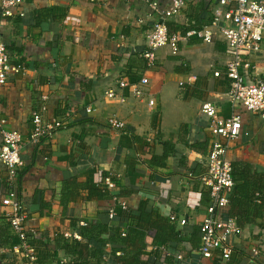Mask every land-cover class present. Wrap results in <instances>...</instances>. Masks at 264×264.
Masks as SVG:
<instances>
[{
  "label": "crops",
  "instance_id": "1",
  "mask_svg": "<svg viewBox=\"0 0 264 264\" xmlns=\"http://www.w3.org/2000/svg\"><path fill=\"white\" fill-rule=\"evenodd\" d=\"M157 1L163 11L172 4ZM211 1L213 10L217 2ZM201 2L189 0L183 13L170 20L184 24L185 13ZM156 21L146 0H22L13 17L3 15L0 0V33L13 62L24 67L0 90V122L6 120L7 128L23 135L25 167L14 188L28 215L27 229L37 255L31 261L12 251L20 242L9 228L10 208L2 204L4 188L10 186L7 169L0 165V230L8 225L10 239L7 247H0V264H56L58 257L63 261V252L55 255L57 237L76 233L73 223L83 226L119 208L115 199H86L88 188L116 189L108 187L109 177L124 189L135 190L127 199L131 207L150 199L164 217L187 219L184 229L191 234L206 213L203 185L197 178L201 174L191 177L175 169L149 168L144 144L135 137L178 144L192 168L205 173L212 140L209 119L202 112L206 103L217 107L223 119L238 114L242 118V133L230 144L227 160L264 173V119L232 103L224 74L228 49L219 29L210 43L189 37L177 53L163 48L150 63L145 53ZM248 61V81L263 78L264 44L260 53L248 55ZM218 71L221 77L215 76ZM143 77L149 82L143 98L128 89L118 90L115 98L106 96L118 89L120 80L136 82ZM35 113L43 114L47 122L66 116L65 128L34 143L30 136ZM110 119L122 121L125 130L111 129ZM183 127L192 133L191 143L197 130L205 132L210 139L206 155L182 143ZM2 145L0 134V154ZM157 152H162L161 146ZM169 165L175 162L170 160ZM117 225L111 220L112 227ZM229 242L234 250L229 261L202 260L197 252L192 259L184 258L192 264H264V229L240 228Z\"/></svg>",
  "mask_w": 264,
  "mask_h": 264
},
{
  "label": "built area",
  "instance_id": "2",
  "mask_svg": "<svg viewBox=\"0 0 264 264\" xmlns=\"http://www.w3.org/2000/svg\"><path fill=\"white\" fill-rule=\"evenodd\" d=\"M153 14L157 18L153 30L148 36V50L145 57L150 63L156 60L155 54L163 48L171 47L175 53L179 51V45L189 37H199L205 43L214 39L215 30L219 29L228 49V61L225 68V76L230 82V99L234 105L244 107L247 111L260 115L264 119V77L249 82L251 65L248 55L262 51L264 44V0H216L211 18L200 32H191L187 37L171 35L167 22L180 16L188 7L189 0H172L167 10H161L157 0H146ZM210 2L211 0H203ZM22 0H2L3 15L15 16V10ZM24 70L19 63H14L0 33V90L8 83L11 76ZM221 77L220 71L215 73ZM148 79L143 77L136 82L122 79L118 82V89L106 93L109 98H115L118 90H130L135 97L143 98ZM153 103V102H151ZM209 119L208 130L211 133V148L207 156V171L198 176L202 185L210 190L211 201L205 209V216L200 223L201 247L198 254L202 260L229 261L234 253L230 244V237L239 233L240 227L236 221L225 216L230 205L229 196L232 193L235 181L233 178V165L227 160L230 144L238 139L242 133L243 125L241 116L235 115L231 119H223L219 116L217 107L206 103L202 109ZM91 113V109H87ZM6 120L0 122V134L3 145L0 154V165L7 169V183L10 186L2 204L10 208L7 220L14 229L19 245L13 248V252L31 261L36 260V248L31 241L27 229L28 215L24 211L19 194L14 188L19 171L25 167L22 157L24 146L22 133L6 127ZM33 128L31 140L40 143L44 139L51 138L55 133L65 128V123L58 121L47 122L43 114L35 113L32 119ZM109 126L117 131H124L125 124L118 119H110ZM195 177V176H191ZM110 189L115 188V183L107 180ZM128 204L122 201L119 208L127 209ZM117 209L109 210V219L114 220ZM188 220H180L181 225H186ZM85 224V223H84ZM66 238L81 239L77 233H66ZM179 264H192L182 255L174 257ZM102 264H108L107 261Z\"/></svg>",
  "mask_w": 264,
  "mask_h": 264
},
{
  "label": "trees",
  "instance_id": "3",
  "mask_svg": "<svg viewBox=\"0 0 264 264\" xmlns=\"http://www.w3.org/2000/svg\"><path fill=\"white\" fill-rule=\"evenodd\" d=\"M211 13L212 1L202 0L193 11L188 10L185 13L184 24L169 20L167 22L169 33L185 38L191 32H200L211 18ZM66 120L67 117L64 116L57 121L65 123ZM83 120L87 121L85 117ZM204 133L203 130L199 133L197 130L191 143L192 133L185 131L183 127L182 143L191 150L206 155L210 139ZM135 141L144 144L146 154L144 163L149 168L175 169L178 173L189 176L202 175L204 172L199 171L198 167L192 168V163L183 155L178 144L162 141L158 137L150 142L135 137ZM158 146L162 147L160 154L157 152ZM170 160L175 162V166L169 165ZM109 178L115 183L116 189L88 188L86 199L98 201L115 199L118 205L126 201L127 209L117 208V215L112 220L118 222L117 227L111 226L109 210L102 213L98 220L85 223L83 226L73 223L75 232L81 239L66 238L65 235L57 237L55 255L63 252L65 257L63 261L58 257L55 260L56 264H102L105 261L108 264H173L177 255L191 259L194 257V252H198L201 247L200 224L194 227L191 234L187 233L184 229L187 224L183 226L179 219L164 217L156 207V203L150 199H143L137 207H131L127 199L135 193V190H126L119 180L114 177ZM233 178L235 186L229 196L230 206L228 215L226 216L225 213V216L234 219L240 228L250 226L264 229V173L253 170L248 164L241 167L233 166ZM153 181L154 175L151 174L150 182ZM202 187L208 206L211 201L210 190ZM3 192L6 196L8 188L5 187ZM10 227L12 228L11 224ZM8 230V225L0 230L2 248L10 244ZM257 235L254 234V237ZM149 248L151 250H148ZM39 264L42 263L39 261Z\"/></svg>",
  "mask_w": 264,
  "mask_h": 264
}]
</instances>
